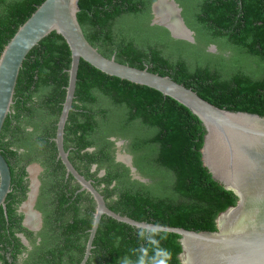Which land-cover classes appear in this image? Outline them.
I'll return each instance as SVG.
<instances>
[{
  "label": "trees",
  "instance_id": "1",
  "mask_svg": "<svg viewBox=\"0 0 264 264\" xmlns=\"http://www.w3.org/2000/svg\"><path fill=\"white\" fill-rule=\"evenodd\" d=\"M43 1L0 0V54ZM175 1L195 43L174 39L166 28L151 25L153 0H79L77 19L88 42L104 56L169 76L219 108L264 116V0ZM209 44L218 52H207ZM69 65L66 42L51 32L29 51L20 68L0 133V151L11 184L21 192L23 168L18 177L16 152L10 147L25 136L27 123L40 131L32 135L37 141L47 143L46 136L54 135ZM72 107L80 111L69 112L73 123L66 132L78 153L99 141L107 144L109 136L129 139L131 151L141 157L135 164L152 181L122 185L121 174L107 170L99 181L102 192L120 194L111 210L139 221L215 231L217 216L236 204L234 193L216 182L202 163L201 121L174 99L106 75L81 59ZM78 114L84 115L82 123L74 122ZM90 130L94 141L85 139ZM107 155L101 148L92 160L102 166ZM7 208L10 213V205ZM91 221H84L88 228ZM94 243L96 256H108L96 264H181L179 235L138 229L107 216L99 222Z\"/></svg>",
  "mask_w": 264,
  "mask_h": 264
},
{
  "label": "water",
  "instance_id": "2",
  "mask_svg": "<svg viewBox=\"0 0 264 264\" xmlns=\"http://www.w3.org/2000/svg\"><path fill=\"white\" fill-rule=\"evenodd\" d=\"M79 0H44L18 27L0 54V133L13 103L17 77L24 59L38 42L51 32L60 35L70 50L65 97L56 123L55 145L67 175H71L96 203L83 259L85 264L102 216L146 231L179 235L181 264H264V116L219 108L201 98L191 88L169 76L117 62L92 46L77 19ZM170 6L179 34L166 16ZM151 24L167 29L174 39L193 42V31L186 25L175 0H153ZM215 50V46H211ZM102 73L152 88L186 107L202 123L205 134L200 149L203 165L211 177L237 197L216 218L215 231L135 220L109 209L100 192L72 166L63 148V133L72 109L80 60ZM9 165L0 151V207L11 191Z\"/></svg>",
  "mask_w": 264,
  "mask_h": 264
},
{
  "label": "flooded vegetation",
  "instance_id": "3",
  "mask_svg": "<svg viewBox=\"0 0 264 264\" xmlns=\"http://www.w3.org/2000/svg\"><path fill=\"white\" fill-rule=\"evenodd\" d=\"M192 43H195V37ZM212 45L215 46L214 51L211 50ZM205 50L218 52L215 44L207 45ZM71 110L80 111L73 107ZM84 119V115L78 114L74 122L82 123ZM66 123L63 148L67 158L75 170L94 187L98 184V191L109 209L111 204L120 200V194L117 191L102 192L104 184L99 181L107 170L120 173L122 185L126 181L140 184L152 182L150 176L142 174L135 164L141 157L139 152L131 151L129 139L109 136L105 139L107 144L99 141L78 153L72 141L73 136L66 132V127L73 123L69 121V114ZM77 127L76 124L74 128ZM24 130L25 136L16 140L10 148L16 152L14 172L18 177L20 167L23 168L21 184L25 191L21 192L18 185L11 184L4 207H0V264H79L85 254L90 230L84 221L93 220L96 203L87 191L81 190L71 175H67L58 157L55 132L54 135L46 136L47 143H44L32 136L40 132L34 124L27 123ZM95 138L94 130L85 134L86 140L94 141ZM101 148L108 154L102 166L92 160L94 152ZM114 184L113 181L109 188ZM95 247L93 239L85 264L106 262L108 256H96ZM117 264H120V260Z\"/></svg>",
  "mask_w": 264,
  "mask_h": 264
},
{
  "label": "bare ground",
  "instance_id": "4",
  "mask_svg": "<svg viewBox=\"0 0 264 264\" xmlns=\"http://www.w3.org/2000/svg\"><path fill=\"white\" fill-rule=\"evenodd\" d=\"M160 1H162V0H160ZM167 7H169V12L166 16H164L166 18V21H170V23L172 24V27L175 28V30L179 34H185L184 31L176 23L175 16H174L175 11H173V9L170 6H167Z\"/></svg>",
  "mask_w": 264,
  "mask_h": 264
}]
</instances>
